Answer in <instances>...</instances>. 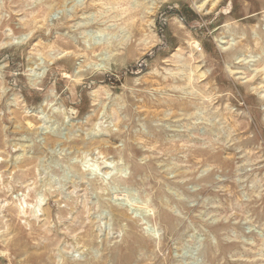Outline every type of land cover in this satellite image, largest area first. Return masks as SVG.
<instances>
[{"label":"rangeland","instance_id":"1","mask_svg":"<svg viewBox=\"0 0 264 264\" xmlns=\"http://www.w3.org/2000/svg\"><path fill=\"white\" fill-rule=\"evenodd\" d=\"M0 264H264V0H0Z\"/></svg>","mask_w":264,"mask_h":264},{"label":"bare ground","instance_id":"2","mask_svg":"<svg viewBox=\"0 0 264 264\" xmlns=\"http://www.w3.org/2000/svg\"><path fill=\"white\" fill-rule=\"evenodd\" d=\"M12 33V32H11ZM37 77V76H36ZM108 175V174H107Z\"/></svg>","mask_w":264,"mask_h":264}]
</instances>
